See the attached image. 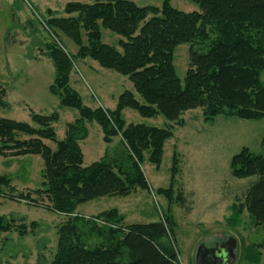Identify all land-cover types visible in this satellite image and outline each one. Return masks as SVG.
<instances>
[{
  "label": "trees",
  "instance_id": "1",
  "mask_svg": "<svg viewBox=\"0 0 264 264\" xmlns=\"http://www.w3.org/2000/svg\"><path fill=\"white\" fill-rule=\"evenodd\" d=\"M91 1L69 3L64 16L48 11L49 18L42 19L50 34L47 56L55 68L50 92L60 99L61 107L79 113V118L68 125L65 138L60 141L57 137L56 113H32L36 127L0 118V157H41L44 182L36 193L51 203L49 209L68 215L104 197H128L139 189L151 191L142 166L148 161L159 169L165 145L174 134L170 127L128 124L123 117L127 109L144 119L161 116L178 126H183L186 113L196 110L202 111L205 123L219 116L244 121L264 119V0H189L200 9L191 13L174 8L173 0H163L161 7H140L131 0ZM102 30L120 37L117 46L103 42ZM211 34L216 37L211 39ZM65 39L77 48L75 55L68 53ZM201 40L210 42L208 49L191 50L189 68L181 81L175 52L179 46ZM78 59L93 60L127 77L136 94L124 92L114 111L87 107L71 85L74 61ZM5 105L0 96V107ZM88 123L101 127L108 145L120 137L128 162L104 158L84 167L80 142L87 138ZM176 155L171 186L156 193L171 203L176 199L182 206L184 196L174 198L179 170ZM230 166L235 179L256 178L245 203L234 208L235 214L246 210L256 225L264 227V155L244 148L232 158ZM10 184V179L0 177L1 186ZM30 195L20 198L40 206ZM95 220L103 225L87 223L102 236L107 234L104 242L88 248L81 240L80 219L75 217L59 232L58 253L52 264H180V253L162 223L127 225L118 210L103 212ZM166 221L174 236L175 222L170 216ZM11 229L12 224L0 216V233ZM255 250L261 256L259 249Z\"/></svg>",
  "mask_w": 264,
  "mask_h": 264
},
{
  "label": "rangeland",
  "instance_id": "2",
  "mask_svg": "<svg viewBox=\"0 0 264 264\" xmlns=\"http://www.w3.org/2000/svg\"><path fill=\"white\" fill-rule=\"evenodd\" d=\"M131 1L140 7H161L163 2ZM75 2L92 3L91 0H0V96L6 102L0 107V118L36 127L32 113L43 116L56 113L59 121L54 128L60 141L65 138L68 125L79 118V113L61 107L60 99L50 92L55 68L47 56L50 34L42 19L49 18L48 11L64 16L66 5ZM172 5L186 13L200 11L198 5L189 0H173ZM102 34L105 44L117 46L119 36L107 30H102ZM215 37L211 34V39ZM65 43L68 53L75 55L77 48L66 39ZM209 43L201 40L177 48L175 67L181 81L189 68L191 50L206 52ZM73 67L71 85L87 107L114 111L124 92L136 94L127 77L104 69L93 60H75ZM136 98L141 101L138 95ZM123 117L128 124L172 128L174 137L165 145L161 167L157 169L148 161L142 166L151 191L139 189L128 197H104L79 206L75 214H61L49 209L51 203L36 193L44 182L41 157H0V177L11 181L10 186L0 185V216L12 224L11 230L0 233V264H52L58 253L59 232L75 217L80 219L79 231L86 246L101 245L107 234L102 236L93 231L87 222L103 225L95 218L110 210H118L127 225L162 223L180 253V264H195V255L200 249L216 248L233 238L238 243L235 264H264V227L256 225L248 211L236 215L234 210L245 203L247 191L256 178L235 179L230 166L232 158L244 148L255 155H264V119L244 121L219 116L212 123H205L202 111L196 110L186 113L183 126H178L161 116L144 119L130 109L124 111ZM87 130V138L80 142L84 167L104 158L128 162L120 137L108 145L97 123H88ZM46 144L56 148L53 143ZM175 154L179 170L174 198L182 194L185 198L182 206L176 199L171 203L166 196L156 193L171 186ZM28 195L40 206L20 198ZM167 216L175 222L174 236L168 228ZM257 248L261 256L253 251ZM258 257L259 262L255 263Z\"/></svg>",
  "mask_w": 264,
  "mask_h": 264
},
{
  "label": "water",
  "instance_id": "3",
  "mask_svg": "<svg viewBox=\"0 0 264 264\" xmlns=\"http://www.w3.org/2000/svg\"><path fill=\"white\" fill-rule=\"evenodd\" d=\"M230 242H232V251H231V256L228 257L229 261H226L227 257L221 255L219 259H221V261L219 262L220 264H235L237 259H238V243L237 240L235 238H233L232 240H230ZM216 248H211V249H207V248H202L200 249V251H198L195 255V264H208V259L207 257L209 255L214 256L216 253Z\"/></svg>",
  "mask_w": 264,
  "mask_h": 264
},
{
  "label": "flooded vegetation",
  "instance_id": "4",
  "mask_svg": "<svg viewBox=\"0 0 264 264\" xmlns=\"http://www.w3.org/2000/svg\"><path fill=\"white\" fill-rule=\"evenodd\" d=\"M216 250L217 251H216L214 256L209 255L207 257L208 264H220L219 262L221 261V259H219V258L221 255L226 256V257H227V255H228V257L231 256L232 242L228 241V242H225V244H223V245H218ZM228 257H227L226 261H229Z\"/></svg>",
  "mask_w": 264,
  "mask_h": 264
}]
</instances>
